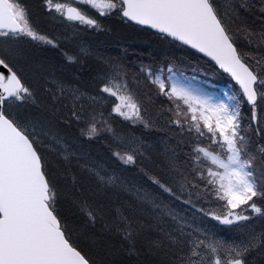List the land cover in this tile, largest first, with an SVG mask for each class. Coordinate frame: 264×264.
Returning <instances> with one entry per match:
<instances>
[{"label": "snow or ice", "instance_id": "obj_1", "mask_svg": "<svg viewBox=\"0 0 264 264\" xmlns=\"http://www.w3.org/2000/svg\"><path fill=\"white\" fill-rule=\"evenodd\" d=\"M39 10L0 0V264H264V0ZM109 16L231 86L99 53Z\"/></svg>", "mask_w": 264, "mask_h": 264}, {"label": "trees", "instance_id": "obj_2", "mask_svg": "<svg viewBox=\"0 0 264 264\" xmlns=\"http://www.w3.org/2000/svg\"><path fill=\"white\" fill-rule=\"evenodd\" d=\"M25 3L29 6L33 13V17L37 20L42 27L49 31H62L63 26L57 21L49 20L40 15L39 5L41 0H25ZM104 30L92 34L90 37L86 36L88 43H90L99 53L104 55H110L113 57H119L116 53L121 52L119 49L124 48L131 54H135L138 58H123L126 63L138 64L145 62L146 59L152 61H164L166 59H174L182 62L181 66L187 69V72L197 63L196 57H190L184 50L176 48L170 51V55L164 54L166 48H173L174 46H165L160 43L158 37L152 34V32L142 31L138 28H130L122 24L117 17L109 16L102 18ZM166 47V48H165ZM104 48V50H103ZM164 49V50H162ZM149 52V55H146ZM131 57V56H130ZM188 57V58H186ZM121 58V57H120ZM199 62H202L200 60ZM155 118L156 113H152ZM159 124H163V119L158 120ZM141 132L144 134V138L150 143L156 140L161 133L156 130L140 129L137 131L139 135ZM213 223H215L213 221ZM223 227V226H221ZM222 238H231L234 233L232 232H220L218 234Z\"/></svg>", "mask_w": 264, "mask_h": 264}, {"label": "rangeland", "instance_id": "obj_3", "mask_svg": "<svg viewBox=\"0 0 264 264\" xmlns=\"http://www.w3.org/2000/svg\"><path fill=\"white\" fill-rule=\"evenodd\" d=\"M62 31H63V29H62ZM166 48V47H165ZM176 48L175 47H173V48H166L165 50L164 49H162V50H164V54H167V51H168V55H170L169 53H170V51H173V50H175ZM103 50H104V48H103ZM121 52H118V53H116L119 57H121L122 59L125 57L126 59L127 58H134V57H132V55L134 54H131L129 51H127L126 49H124V48H121V49H119ZM135 55V54H134ZM146 55H149V52H146ZM131 56V57H130ZM136 58H138V56H136L135 55V58L134 59H136ZM151 62H153L151 59H146L145 60V64H147V63H151ZM204 68H205V66H204ZM198 78H202V79H206V81L208 82V84L209 85H211L212 86V88L214 89V90H216V91H218V92H222V91H226V90H228L229 89V87L231 86L230 84H227V85H221L220 87L219 86H216L215 84H213L211 81H210V76H206V75H200V77L198 76Z\"/></svg>", "mask_w": 264, "mask_h": 264}]
</instances>
